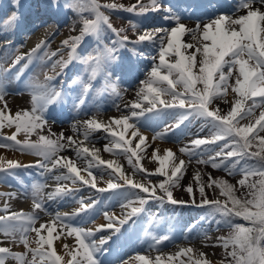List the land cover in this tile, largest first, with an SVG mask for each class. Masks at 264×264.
I'll use <instances>...</instances> for the list:
<instances>
[{"label": "snow or ice", "instance_id": "obj_1", "mask_svg": "<svg viewBox=\"0 0 264 264\" xmlns=\"http://www.w3.org/2000/svg\"><path fill=\"white\" fill-rule=\"evenodd\" d=\"M20 6V0H14V7ZM48 6L69 9L77 13L84 10L94 13V19L81 17L83 26L79 35L71 36L62 42L63 46L70 48L67 60L59 52L51 53V56H61L55 62L54 68L58 66L66 69L74 61L79 60L89 69L87 78L80 81L81 91L77 97L79 104H83V97L94 89L93 81L98 77L103 82V87L99 88L100 91L111 90L117 95L119 94L118 84L121 78L115 74L114 65L120 61L116 55L120 48L126 47L129 43L145 41L159 44V62L154 63L149 78L142 82L143 86L136 92L138 102L126 105V107L129 108L131 117L136 118L137 121L145 113H154L158 116L160 106H163V109L179 108L184 110L173 127H180L189 117L204 121L212 132L211 137L196 138L189 145L180 148L179 151L189 156L202 155L205 152L204 146L214 145L215 148L208 153V159L197 162L209 164L213 169L223 167L230 175L232 169L239 166L243 178L238 181V184L241 188H246V192L237 196L235 185L224 179H213L210 175L205 184L200 181V175L197 173L194 180L202 198L199 206H208L210 218L218 225L223 223L231 229L227 237L219 238L227 257L231 258L228 264H264V135H261L264 133V0H240L233 14L217 15L203 25L197 23L195 28H188L182 22L181 14L174 9L172 4L165 3V0H148L147 4L143 0H137V4L126 9L143 18L133 23V28L144 24L149 12L161 13V19L167 22L168 26H153L150 29L144 27L138 33L136 40H132L127 35L121 36L120 33L123 30L118 31L113 28L109 18L100 10L101 8H123V5L114 3L101 5L98 0H83V2L49 0ZM240 12L243 14H236ZM17 18V13L13 11L9 17V23L15 22ZM105 26L119 37L118 40L112 42L111 46L102 43ZM186 33L192 34L197 45L182 42L181 38ZM87 36L95 37L97 51L77 56V48ZM47 44L48 41H43L30 53L15 57L12 67L20 64L21 61H30ZM192 48H195V51L188 52V49ZM169 54L175 59L172 61L166 59ZM197 54L200 56L199 62H197ZM155 60L156 57H153L154 62ZM26 66L27 64L24 65V67ZM10 70L5 69L4 71ZM61 74L63 73L61 72ZM233 77L234 83H230ZM51 79L52 77H45L46 81ZM76 82L74 80L72 83ZM197 85H202V88L198 89ZM229 88L236 94L230 108L222 113L218 107H210L216 99H223ZM4 90L5 87L0 82V101L4 100ZM43 91L42 96H33L34 104L30 111L24 110L13 115L5 111L6 105L4 108H0V128L15 126L16 129V132L10 136H0V141L7 140L13 143H0V146L16 147L21 152L42 157V160L37 161L34 166L45 172L54 173L58 168L65 169L66 172L54 175L58 184L70 180L73 185H76L79 181L90 185L101 193L109 189L118 190L124 185H127L129 189H138L139 192L133 193V195L137 197L139 206H134L135 202L126 197L128 203L122 207L130 206V211L126 213L123 220L118 221L120 226L129 221L135 222L133 217L144 213L146 211L144 205L150 200H155L160 205H163L165 201L173 205L188 203L173 198L171 188L181 178L185 162L183 160H179L178 163L173 162L171 169L166 172V163L174 156L171 150H167L166 155L159 158L158 173L166 176V179L160 181L158 185L148 187L143 183H134L123 173L117 175V170L113 169L110 175L115 176L116 180H123L124 184L109 182L105 189L97 188L95 176L91 171L93 161H95V166L107 165L108 168H112L113 162L101 159L98 149L90 150L87 147H82L81 142L72 137H64L62 134L56 139L39 135L36 141L27 138L23 141L18 140V133L23 132L26 136H30L48 125L49 106L66 102V94L62 89L51 88L49 90L48 87H45ZM163 96H170L172 99L166 101L161 98ZM140 100L146 102L148 107L144 108L139 102ZM249 101H251L250 104ZM136 109H140V111H136ZM256 109H260L258 116ZM129 119L130 117L127 115L113 118L115 125L123 126L124 130L122 131L113 130L110 126L98 123L95 119L84 121V138L88 139L90 131L103 128L113 138L111 144L105 145L104 150L114 152L115 149H122L123 154L128 157L129 164L135 168L133 157L136 156V150L130 147L131 141L125 139V133L127 129L132 128L134 129L131 133L132 137L140 134L135 124L129 123ZM244 120H247L248 123L241 124V121ZM144 142L145 138L140 135L136 148H140ZM73 146H75L74 150L78 158L89 155L92 157L85 161L86 167L83 169L89 177H92L91 180L81 175V169L76 166L75 161L59 155L60 152L73 148ZM254 147L258 150H253ZM194 149H199L200 152L194 153ZM246 157L255 159L258 166H249ZM18 167L28 166L21 165L17 161H8L7 168L0 165V170L8 171V169ZM136 170L140 169L136 168ZM252 177H258V179H250ZM157 187L164 195L156 194ZM205 187L219 188V195L224 199H207ZM72 191L75 189L65 190L57 186L48 194V199H55L61 195L70 196ZM187 191L189 193L193 191L191 185L188 186ZM38 193L39 186L33 185L32 212H13L9 210L7 204L3 209H0L4 212L3 215H0V235L7 237L13 243L18 241L25 247L24 252H14L10 247L0 246V264H6L9 258L15 260L17 264H117V261L119 264H131V258L125 259L115 255L113 245L118 244L124 233L121 232V227H114L117 221L113 220L107 212L104 215L110 222L99 226L96 231L111 229V234L96 241L92 238L95 235L93 230L71 227L68 235L75 236L77 248L68 250L69 246L65 244L64 247L68 250L66 255L69 259L64 261V258L52 248L53 232L56 231L57 221L63 222L64 217L68 219L71 217L68 214H64L62 217L57 213L51 224H40L37 227L36 222L39 217L36 215V210H45L43 200L37 198ZM8 195L14 196V194ZM192 203L195 204L194 199ZM95 204L96 201L91 198L86 202L81 199L80 211L93 208ZM77 214L78 212L73 213V215ZM234 218H242L247 222V226L243 223H234ZM126 231L127 229H125ZM44 232L47 234H42ZM30 233L36 234V247L31 246ZM59 235L60 233H57V236ZM161 239L167 240L168 236L164 235ZM193 252L194 249L185 248L176 255L184 256ZM110 256H114V258L108 259ZM137 259L142 264H150V261L144 256H139ZM168 259H172V257H168ZM188 260L191 264H210L204 253L197 254L195 259L189 255ZM156 264H161L160 257L156 258Z\"/></svg>", "mask_w": 264, "mask_h": 264}, {"label": "rangeland", "instance_id": "obj_2", "mask_svg": "<svg viewBox=\"0 0 264 264\" xmlns=\"http://www.w3.org/2000/svg\"><path fill=\"white\" fill-rule=\"evenodd\" d=\"M1 1V0H0ZM5 5V9H9L8 14L4 24V27L7 31L14 30L12 23H9V17L13 11H15L14 7V0H2ZM211 0H165V3H170L174 6V9L179 12L182 16V21H185L184 23L188 28H195L191 27V22L195 21L197 19L201 25L204 23L209 22L211 19L215 18V16L220 14H228L231 15L234 13L238 3L240 0H231L232 1V7L234 8L232 11H213V15H210L208 12L213 7L211 3L209 2ZM220 2L224 0H219ZM20 2L26 3V11H30L34 7L39 8L40 6L43 7L44 10H51L55 16L52 17L53 22L51 23V26L53 28H58L56 33H52L53 37L51 40H47L46 38H43L42 41H48V44L46 47H42L34 56H35V65L34 70L31 73V76L29 78V82L26 86H20V89H23L20 91L23 95H25L26 88L37 86L40 81L45 77L49 76L50 73L53 74L54 72L51 71L50 66L56 62L60 55L58 56H51L52 52H59L62 53L61 49H58V40L61 38L63 41L65 39H68L71 36H76L80 34L81 28H82V20L81 17L88 18V19H94V13H92L90 10H84L82 12H75L71 11L69 9H61V8H51L48 6L49 0H20ZM38 2L40 5H35V3ZM75 2H83V0H75ZM145 4L148 3V0H143ZM98 3L101 5L104 4H117V5H123V8H115V9H107V8H101L100 10L109 18V22L113 26V28L121 31V36L127 35L132 40L137 39L138 33L142 30L144 27H148L149 29L153 26H164L167 27L168 23L163 21L161 19V13L159 12H149L147 16V20L144 22V24L137 25L136 28L132 27L133 23H136L139 20H142L143 18L138 16L137 14H132L134 12L127 11L126 9L130 8L132 5L137 4V0H98ZM223 3V2H222ZM225 4V3H223ZM227 6V5H226ZM226 9V8H225ZM42 11V9H39ZM38 10V11H39ZM28 14V13H27ZM236 14H243V12L236 13ZM72 16V24L68 27H64L63 31H59L61 28V22L60 17L61 16ZM31 16V15H30ZM32 17V16H31ZM155 19L156 24H152L151 22ZM8 20V22H7ZM60 22V25H56ZM190 24H189V23ZM59 31V32H58ZM8 36V34L5 35V37H9L13 40L14 37V31L11 32ZM28 36V35H27ZM50 36V35H49ZM118 36L113 33L110 29L105 26V31L103 33V43L107 44L108 46L112 45L113 41H116V38ZM182 42L186 44H193L197 45V41L193 40L191 33H186L182 36ZM192 41V42H191ZM26 38H23V42H21L20 45H23L24 48H27L31 50L28 45ZM68 47V46H67ZM125 54L121 56L118 54L117 56L120 58V61L117 63V65H114L115 68V74L120 76V82L118 84V92L117 95L115 92H112L109 90L108 92L100 91L97 86L94 87L92 90L93 92L88 97V100L90 101L91 96H103V99H94L95 102L89 104V109L92 110V106H95L94 111L89 112V115L97 120H110V124L115 128L116 131H122L123 126H117L114 124L113 118H121L123 116H129V123L135 124L136 128L139 129V134L142 135L145 138L144 144L140 145V148H136V145L139 143L140 135L136 137H132L131 133L134 129L129 128L127 129L125 133V139L131 141L130 147L136 150V156L133 157V164L136 166L135 168L129 164L128 157L126 154H123L122 149H115L114 152H103L100 150V147H94V149L99 150V156L101 159H112L114 162V166L112 165V169H115L118 167L120 171H118L116 174L119 175L121 172H126L130 175H134V177L131 179L134 183H143L145 186L152 187L158 185V183L162 180L166 179V176H162L158 173V170H154L152 168V164L157 165V155H153V148L158 144L159 146L168 144H175V147L182 148L190 144V142L196 138H205V137H211L212 132L208 126L205 125L204 121L199 118H192L189 117L187 120H185L180 127L176 128L173 127L180 115L183 113L184 110L179 108H168L163 109V106H160L158 108V111L160 112L159 115L163 117L162 123L159 122L160 125L150 126L147 122L149 118L153 119L156 115L154 113H145L144 116L140 117L137 121L136 118L131 117L130 110L128 107L121 106L122 103L126 102L128 100V94L132 93L135 94L139 90V84L141 81H143L147 75L150 73L152 67H154V63H158V49L159 44L153 43L151 41H145V42H137L135 44L129 43L126 46ZM67 50H70L68 47ZM97 51V45L95 43V37L93 36H87L82 41V44H80L77 48V56H83L88 53H93ZM194 48L191 49L193 52ZM15 52H13L14 54ZM153 57H156L155 62L153 61ZM166 59L172 61L175 59L174 56L169 54ZM227 59V57H226ZM200 58L197 57V62H199ZM81 67L80 69V78L79 83H75L76 85H80L81 79H86L89 73V69L87 66L81 64L79 60H77ZM131 61H133V66L131 65ZM127 63V65L125 64ZM0 71L3 73L7 64L4 61H0ZM73 68L70 71V79L68 81V84H74L72 83L74 80H76V61L72 63ZM121 66H125V74L124 70ZM120 69V71H118ZM134 70L138 71L139 73L136 75V77L133 76ZM127 74H130L131 81L134 78H137L131 82V84H126L127 80L125 76ZM235 75V74H234ZM53 78V77H52ZM77 81V80H76ZM230 83H234V77L230 80ZM5 90H4V100L5 105L10 104L12 99L8 97L9 94H12L15 96L14 92L10 91L15 89L14 86H10L5 82L4 84ZM197 88H202V85H197ZM18 89V88H16ZM127 89V92H126ZM19 90V89H18ZM80 95V92H79ZM71 95H67L66 100L69 101ZM87 98V95H86ZM162 99L166 101H171L170 96H163ZM236 98V94L231 90V88L228 89L226 96L223 99H216L213 104L210 106L212 108L218 107L221 112H226L234 99ZM101 101V102H97ZM227 101V102H226ZM138 102V98L137 101ZM144 108L148 107V104L142 100L139 101ZM77 103V101H76ZM249 104L251 101L248 102ZM136 111H140V109H136ZM256 115H259L260 109H256ZM11 113V112H10ZM15 115L16 113H11ZM115 116V117H114ZM72 116L68 121L67 124H59L61 127H66L67 125H70L72 123ZM77 118H81L79 115ZM165 121V122H164ZM248 123L247 120L241 121V124ZM44 129V128H42ZM37 130L38 133H33L30 136H26L25 133L21 132L17 135L20 136L21 141L25 140L26 138L31 141H36L38 139L39 135H45L50 136L52 139L59 138L61 135H58L56 130H47L45 133H48L49 135L43 133L41 130ZM203 129V130H202ZM45 130V129H44ZM147 133V134H145ZM54 134V135H52ZM64 137H69L67 132L62 133ZM261 135H264V133H261ZM1 136V135H0ZM112 137L106 132L103 138L101 139L102 142H105L106 144H111ZM90 140V136L87 139ZM97 144L95 141H91ZM1 143V142H0ZM13 143V142H11ZM105 144V145H106ZM105 145H103L105 147ZM174 147V156L169 160L168 163L172 164L173 162L178 163L179 160H183L185 163L183 165V174L181 175V178L176 183L174 187L171 188L173 198L178 201H186L188 202L185 205H173L167 201L163 205H160L155 200H150L146 205H144L146 211L142 214H139L136 217H133V221H129L127 224L122 225V228L127 226L125 229L127 231L125 232L124 229V243L125 250L123 251V255L121 257H124L125 259L131 258L133 253H137L138 250H141L142 246L145 248H148L149 251L155 252V254H165L168 256H171L172 263L173 264H191V262L188 260V256L191 255L193 259L196 258L197 254L204 253L206 254L207 260L210 261L211 264H226L230 257H227L226 252L224 248L222 247V241L219 239L222 235H224L226 232L230 230L228 227H220L217 223H215L214 220H212L206 213L208 206H199L201 203V196L199 193V187L194 180V177L199 173L200 175V181L203 183H207L209 179V175L213 179H224L228 181V183L236 186V193L241 192L242 188L238 184V181L243 178L242 173L240 171V167L237 166L236 168L232 169V174L230 175L228 171H226L223 167L213 169L211 165L205 164V163H198V160H207L208 159V153L215 148L214 145H208L205 147V152L202 155L194 154L192 156H189L186 153H182L179 150H176ZM5 149V147L0 146V150ZM14 149H6L10 152H18V153H28V152H21L16 147H13ZM90 150H92V147H89ZM253 149H256L255 147ZM258 150V149H256ZM194 153H199V149H194ZM74 152L71 148L66 149L59 153L60 156L66 155H72ZM31 154V153H28ZM63 154V155H62ZM33 155V154H31ZM65 157V156H64ZM90 159H92L91 156ZM76 165L78 163H84V167L81 169V174L86 178L91 180L92 177H89L87 175L86 171H83V169L86 167V159L85 158H78L76 157L75 160ZM241 163H243L241 161ZM171 166V165H170ZM169 166V167H170ZM136 168H139L140 170L137 171ZM61 170V169H60ZM59 168L56 169V173L60 172ZM93 176H95V182H99L100 184H107V179L105 177L106 172L108 171L107 165L102 166H95V161H93V167L91 169ZM165 171L168 172L169 170L165 168ZM47 173V172H46ZM53 174V172H51ZM50 178V177H48ZM202 179V180H201ZM112 182L124 184L123 180H116L115 176L112 178ZM46 184V183H45ZM65 185H67L65 187ZM72 182L70 180H65L61 182V186L65 190H72L75 188L67 189L68 187H74L72 186ZM191 185L193 191L189 193L187 191L188 186ZM48 185L44 187H39L41 190V193L45 194V189ZM168 185L166 184V187ZM27 189V194L23 196L25 200L32 201L30 197H27L30 195L33 196V186L28 185L25 187ZM97 188H104L101 186H97ZM107 189V187H105ZM54 189L51 188V192ZM92 191L88 195L78 194V191L75 189V191H72V194L70 196H63L61 198V201L57 203V201L49 203L47 206H45L44 213H42L40 218H46L50 217L52 215H56L57 213L62 214V210L64 209L62 207V203H67L66 200H72V201H79V204L81 205V199H83L85 202L87 201V198H91L95 200L99 196V192L97 189L92 188ZM111 189L104 192V204H101L102 201L98 204H95L93 208H89V210L92 209V213L87 216L86 220L88 221V224H94L98 219H100L102 216H105L104 213L107 212L109 216H111L112 213H118V215H121L124 217L126 213L124 214L125 207H122V205H126L128 203V199H131L135 202L134 206H139V201L133 193L139 192L138 189H129L127 185H124V187L118 189L115 192H111ZM219 188H212V187H205V196L207 199H221L223 200L224 197L219 195ZM24 193V192H22ZM119 193V194H117ZM141 195H147L144 193H140ZM157 195H164L159 188L157 187L156 190ZM126 197L128 199H126ZM38 198V196H37ZM38 199H42L41 197ZM193 199L195 200V204L192 203ZM33 202V201H32ZM45 203V201L43 200ZM88 210V209H87ZM120 210V213L119 211ZM39 214H37L38 216ZM63 216V215H61ZM39 217V216H38ZM39 218V219H40ZM38 219V220H39ZM114 226H116L114 224ZM102 231H99L98 235L101 234ZM33 235L31 233V236L29 237L30 241L32 239L31 246L36 247L35 243V236L33 238ZM164 235L168 236L167 240L161 239ZM93 239L96 240V235L93 237ZM126 240L129 241L130 246H132L131 250H127ZM159 240V242H157ZM77 243V242H76ZM21 244V243H20ZM136 246L137 248H133ZM77 247V246H76ZM114 247L119 248V245H114ZM185 248H192L194 249V252L191 254H185L184 256H178L177 253L180 252L181 249ZM135 255V254H134ZM161 259V257H160ZM156 260V258H155ZM117 264H119V261H117Z\"/></svg>", "mask_w": 264, "mask_h": 264}, {"label": "bare ground", "instance_id": "obj_3", "mask_svg": "<svg viewBox=\"0 0 264 264\" xmlns=\"http://www.w3.org/2000/svg\"><path fill=\"white\" fill-rule=\"evenodd\" d=\"M223 3H225V7L229 6L232 1L231 0H224ZM35 5H40L38 2L35 3ZM227 5V6H226ZM234 8L232 6L229 7L228 11H232ZM9 11V9H8ZM31 12V16L29 15V19L32 18L33 21H37L36 22V26L33 27L28 21L27 24L25 25V32L28 34L27 36V41L26 44L28 45V47L33 48L34 46H37L38 44L41 43V40H43V38H46L47 35L52 32L53 27L51 26V23L53 22L52 17H53V12L49 9L47 10H42L40 13H38V11L36 10L34 13L32 11ZM6 15L3 16V18L5 19ZM43 17V18H42ZM72 16H61L60 17V22H61V28L59 29V31H63L64 27H68L72 24ZM8 22V20H7ZM60 22H58V24H56L57 26L60 25ZM183 23H186L185 21H182ZM152 24H156L155 23V19L151 22ZM189 23V22H188ZM197 23H200L197 19H195V21L191 22V27H195ZM190 24V23H189ZM60 27V26H59ZM57 27V29L59 28ZM11 31H8L9 33H11ZM58 31V32H59ZM5 35V34H4ZM14 37L17 38V42H19L21 44V42H23V39L20 35L16 36L14 35ZM63 40L61 38H59L58 40V49L62 50V56L65 60L68 59L69 55H70V50H67L68 47L67 46H63L62 45ZM192 42V41H191ZM4 43H2L3 45ZM1 45V44H0ZM1 45V46H2ZM7 45V43L5 44ZM3 45V48L4 46ZM11 46V45H10ZM2 48V49H3ZM11 48L13 49V47L11 46ZM30 48V49H31ZM24 50H29L27 48H24L23 45H18L16 47V52L15 51H11L10 53H6L5 56H3V60L4 61H8L9 66L12 68V61L15 59V57L20 56L22 54H26ZM188 51H191V49H188ZM195 51V48H194ZM13 52L14 53V58H13ZM197 57L200 58L199 54H197ZM61 58V56L59 57V59ZM58 59V60H59ZM24 62L25 61H21L20 64H17L8 74H1V78H0V82H5V80L8 81V84L10 86H14L15 89L10 90L12 92H14L15 96H13L12 94H9L8 97H10V99H12V101L10 102V104L6 105L5 111L6 112H11V113H17L20 111H24V110H28L30 111L33 107V96H42L44 94V88L48 87L49 90L51 88H55L57 90H63V92L66 94V92L71 95L69 98V101L66 100V102L64 103H60V104H54L52 106H49L48 109V113L50 114L51 118L49 119V123L46 127H44V129H42L41 131L43 133H45L47 130H56L58 135H61L64 132L68 133L69 137H72L73 139L77 140L78 142H81V146L82 147H92V149H94V147H100L99 149L102 150L103 152H105V147L103 145H105V142H102L101 139L103 138V136L105 135V130L99 129L96 131H90L89 136H90V140L97 142V144L95 145V143L85 140L84 138V121L87 120H92L94 118H92L89 115V112L94 111L95 106H92V110L89 109V107L87 108L85 106V104H79L77 101V97L79 96V92L81 91L80 87L74 85H67V84H63L64 78H65V72L62 75V78L59 79V83L56 85L53 81H54V75L57 73H61L64 70H69L70 67L68 66V68L66 69H62L60 67H55L54 68V64L50 66L51 71H53L54 73L50 75L49 74L48 77H53L51 80L46 81L44 78L40 81V83L37 86H33V87H28L26 88V92L25 95H23L18 89V85L22 84L19 83L18 81L21 79V77L27 72L28 68L24 67ZM30 68L33 65L32 63H29ZM20 65H22V67H19ZM10 69V68H9ZM120 71V69L118 70ZM124 74H125V69H124ZM126 75V74H125ZM127 83L126 84H131V78L130 76L127 77L125 76ZM149 78V74L147 75V77L144 79H148ZM57 79V78H56ZM143 80V81H144ZM30 80H28L27 82L25 81V83H23L24 86L27 85V83ZM56 81V80H55ZM140 82L139 84V89L143 86L142 82ZM136 82V80H135ZM127 92V89H126ZM128 94V100L124 103L121 104V106H125V105H132L133 103H135L137 101V98L135 97V94L129 93ZM67 97V96H66ZM66 99V98H65ZM98 102V101H97ZM5 100L0 101V108H4L5 107ZM80 116L81 118H77V116ZM72 123L70 125H67L66 127L64 126H60L59 124H67V121L72 117ZM115 117V116H114ZM162 119L163 117L161 115H156L153 119L149 118L147 122L151 127L155 126V125H160L162 123ZM98 123L104 124V125H108L110 126L113 130H115V128L112 126V124H110V120L107 121L106 124V120H97L95 119ZM159 122H161L159 124ZM165 122V121H164ZM6 123V122H5ZM0 132L4 135V136H10L12 134H14L16 132L15 126L12 127H3L0 128ZM38 133V132H36ZM47 135H49L48 133H45ZM107 134V132H106ZM147 134V133H145ZM88 136V137H89ZM17 139L21 140L20 136L17 135ZM4 143H6L5 141H3ZM175 144H168L166 143L165 145L159 146L158 144H156V146L153 148V155H157V165L152 164V168L154 170H158L160 168V164H159V158L166 155L167 150H171L173 153L175 152L174 150ZM75 146H73V148H71L73 150V154L72 155H66V154H62L65 157L70 158L71 160H75L76 153L74 150ZM176 148V147H175ZM6 149H10V147H5V149L3 148L1 151L0 150V165L2 166H6L8 161H17L19 162L21 165H27V169L23 172L22 170H20V168H15V169H8V173L10 174L9 176H5L0 174V209H3V207L5 206V204L9 205V210L13 211V212H20V211H24V212H32L33 211V196L31 197L30 195H28L27 197H30V199L32 201H28L25 200L23 198V196L25 195V193L27 194V192L22 193L20 190L25 186V184L27 183L26 181V177L33 179L32 183L40 181L41 179L39 178V175H42L43 173L40 172V174H37L36 172H39L38 167H35L34 165L36 164L37 161L42 160V157L36 156V155H31L28 153H18V152H10L6 150ZM90 149V148H89ZM180 147L176 148V150H179ZM159 150V151H156ZM61 153V152H60ZM90 156V155H89ZM86 160L90 159V157H84ZM104 161H112V159H103ZM76 163V162H75ZM114 164V162H113ZM172 164L170 163H166L165 168H167L168 170L171 169ZM78 168L82 169L84 167V163H78L76 165ZM114 166V165H113ZM170 166V167H169ZM118 171H120L118 169V167L115 168ZM44 171V170H43ZM113 171L112 168H108V171L106 172V179H107V184H100L99 182H96L97 186H101V187H108V183L112 182V178L114 177L113 175H110V173ZM66 172L65 169H61L60 172L58 173H53V175H51V173L47 172L46 173V177H50L49 180L47 181L46 185L47 188L45 189V194L40 192L38 193V198H42V200H44L45 202H47L46 206L51 203L54 202L55 203V199H48V194L51 192V188L55 189L57 186H61V182H58L54 179V175H60L62 173ZM119 173V172H118ZM122 173V172H121ZM123 174L126 177H129L130 179H132L134 177V175H130L126 172H123ZM82 175V174H81ZM83 176V175H82ZM202 180V179H201ZM22 181V182H21ZM24 185V186H22ZM67 185H65L66 187ZM74 187H79L81 189V191L85 192V195L89 194L92 190V187L90 185H86L83 184L82 182H77L76 185H72ZM8 194H14V196L10 197ZM89 197L87 198L88 201ZM64 211L66 213H68V215L71 217V221H75V222H81L82 216L80 215L81 212V205L79 203L76 202H68V203H64ZM120 213V210H117ZM130 211V206L129 207H125L124 209V214ZM74 212H78L77 215H73ZM44 213L43 210H36V215L37 214H42ZM89 213H91V211H89ZM4 212L0 211V215H3ZM86 213H84L85 215ZM54 215L50 216V217H42L40 218L37 222H36V226L38 227L40 224H51L54 220ZM111 217L113 220L117 221V223L115 224L116 226L114 227H121L118 223V221L123 220L125 218L122 217L121 215H118V213L116 214L115 212L111 214ZM78 218V219H77ZM84 220V219H83ZM110 221L105 217L102 216L100 219H98L94 224H86L85 222H81L79 227L84 228L85 230H93L95 232V235L98 231H96V229L99 228V226L101 225H106L108 224ZM57 227H56V231L53 232V245L52 248L56 251V253L60 256H62L64 258V261H67L69 259V257L66 255V251L68 250H75L77 247V241L74 235H68V231L70 230V227L67 224H64L63 222L57 221ZM111 229H105L101 232L100 235H98L99 233H97L96 235V241H99V239L103 236H107L111 234ZM57 233H60L59 236H57ZM33 238L35 236L36 238V234L32 233ZM44 235H46L47 233L44 232L42 233ZM94 235V236H95ZM93 238V237H92ZM113 239H115V237H113ZM124 237H121V240L118 242L119 248H117V250L115 249V252L118 254H115L116 256H121V254L123 253V251L125 250V245H123L124 243ZM0 242H2V244H0V246H5V247H10L12 248V250L14 252H24L25 251V247L23 244H20L18 241L13 243L10 239H8L7 237H4L2 235H0ZM32 242V239H31ZM111 243V242H110ZM67 244L69 246V249L66 250L64 245ZM126 245H127V250H131L132 246H130L129 241L126 240ZM133 248H137L136 246H134ZM141 250H138L137 253H133V255L131 256V264H142V262L137 259V257L139 256H144L146 257L149 261L150 264H156V260L155 258L157 257H161V264H173L171 259H168V255H163V254H155V252L149 251L148 248L145 247H141ZM135 254V255H134ZM114 256H110L108 257V259H113ZM6 264H17V262L11 258H9L6 262Z\"/></svg>", "mask_w": 264, "mask_h": 264}, {"label": "trees", "instance_id": "obj_4", "mask_svg": "<svg viewBox=\"0 0 264 264\" xmlns=\"http://www.w3.org/2000/svg\"><path fill=\"white\" fill-rule=\"evenodd\" d=\"M253 150H256V149H253ZM245 159H247L248 160V165L249 166H258L257 165V162H256V160L255 159H249V158H245ZM243 162V161H242ZM250 179H258V177H252V178H250ZM246 192V188H242V190H241V192H238V193H236V195L237 196H241L243 193H245ZM206 213H207V215L209 216V213H210V209H209V207H207V211H206ZM210 217V216H209ZM217 218H219V217H217ZM234 223H243V224H245L246 226H247V222L246 221H244L242 218H234V221H233ZM219 226L220 227H227V226H225L223 223H221V224H219ZM229 228V227H228ZM231 232V229L225 234V235H222L221 237H227L228 235H229V233ZM231 259V258H230ZM211 264V263H210ZM226 264H228V262L226 263Z\"/></svg>", "mask_w": 264, "mask_h": 264}]
</instances>
